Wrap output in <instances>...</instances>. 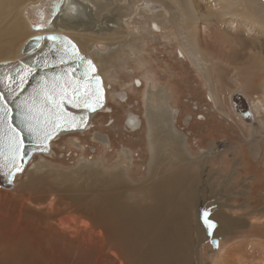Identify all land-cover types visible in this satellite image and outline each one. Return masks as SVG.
<instances>
[{
	"label": "bare ground",
	"instance_id": "1",
	"mask_svg": "<svg viewBox=\"0 0 264 264\" xmlns=\"http://www.w3.org/2000/svg\"><path fill=\"white\" fill-rule=\"evenodd\" d=\"M22 1L0 0V35L5 31V27L10 26L13 27H11L12 32L22 37L26 35L25 29L31 31L21 43L18 54L9 60L22 56V48L29 38L49 33L66 36L76 44L81 54L95 65L105 88L106 102L111 96L114 100L116 98L127 100V94L123 91L116 93L115 98V91H111L109 80L105 79V73L113 68L110 61L122 55L123 57L126 55L129 60L130 57L144 50V35L151 37L153 33L163 31L166 39L174 36L180 39L181 47L190 63L204 79L213 104L219 108L220 99L223 98L219 96L218 83L214 82L213 74H217V68L228 66V58L233 57L238 47L244 45L238 39H228L233 34L225 27H248L249 33L264 35L262 0H205L208 2L205 8H202L197 0H62L59 13L50 22L43 21L42 24L46 26L39 31L33 29V23L26 13L27 9L42 5L43 13L46 15L48 9L45 6L51 0L44 2L29 0L27 2L30 3L27 5H25L27 2L22 3ZM141 26L144 32L139 29ZM215 45L219 53L213 51L212 46ZM248 47L256 54L257 49L254 44ZM2 52L4 53L0 49V54ZM226 54L229 56L226 57ZM261 61L263 63L264 59ZM115 76L116 73L109 77L111 81H114ZM144 79L146 83H150L149 77L144 75ZM251 81L249 79V83ZM246 82H248L247 77L243 75L237 76L234 80L239 90L248 86L249 83ZM259 85L263 90L261 96L246 97L250 102L256 125L262 127V132L260 130L259 132L264 135V127L261 124L264 119V80L260 81ZM154 87L152 83L150 88ZM151 89L143 90L142 94L146 97L144 105L149 151L144 180L146 184L140 182L139 187L136 188H134L135 184L132 185L137 182L132 177L134 162L132 151L128 147H123L118 152L119 160L109 170L103 169L100 172L99 169L103 167L100 163L81 165L79 179H85L86 175L88 180L93 176L96 177L92 181L94 184L92 186L98 198L89 206L83 205L90 215H74L71 212L64 215L57 214L58 226L54 225L55 227L47 233L55 231L64 242L71 240L69 245L81 251L80 254L86 253L90 256L91 253H96V256H93L95 264H191L188 252L193 248V241L188 235L194 229L201 228L199 243L205 240L207 231L218 235L212 239L217 253L210 264H228L225 259L227 249L225 238L246 221L244 222L239 217L240 214L234 212L236 207L226 201L222 202L221 199L203 205L204 190L198 187L202 184L197 186L199 182L197 176L189 171L191 161L198 163L194 160L197 157L185 148L183 135L174 125L177 110L173 111V119H171L173 93L169 92L167 86H160L157 93L152 92ZM221 101L227 103V98ZM224 106L228 110L225 104ZM231 106L233 110L229 109L231 112L234 111L235 115L226 116L231 119L234 117L233 119L249 132V127L245 123H251L240 116L232 104ZM102 110L110 112L105 106ZM126 120V127L133 131L141 125V119L132 113ZM254 138L252 135V142H249V145L254 144L253 149H256L257 142L253 141ZM98 139L102 144H110V140L104 136L100 135ZM253 151L252 155H255L256 151ZM48 155H51V152ZM210 155L211 153H204L203 159L210 158ZM41 167L34 164L28 169L27 184H34L37 181L32 171L37 172L42 169ZM22 175H16L13 181L14 187ZM38 179L40 180V177ZM139 192H142L138 195L140 200L131 201V195ZM49 204L52 205V201ZM39 207L45 209L46 205ZM206 220L214 227L210 228ZM247 222L252 229L259 224L256 218H251ZM250 242L252 253L264 256L263 243L255 239ZM194 254L200 264L199 250L194 248ZM262 260L264 264V259Z\"/></svg>",
	"mask_w": 264,
	"mask_h": 264
},
{
	"label": "rangeland",
	"instance_id": "2",
	"mask_svg": "<svg viewBox=\"0 0 264 264\" xmlns=\"http://www.w3.org/2000/svg\"><path fill=\"white\" fill-rule=\"evenodd\" d=\"M27 1L29 0H23L22 3ZM197 2L202 8L208 5L205 0ZM28 3L30 2L25 5ZM11 27H5V31L0 35V49L4 51L0 54V62L8 61L18 54L21 43L31 32L25 29L26 35L22 37L12 32ZM225 28L233 34L228 39H238L244 45L238 47L233 57L228 58V66L217 68V74H213L214 82L218 83L220 98H227V103L220 99L221 104L218 105L220 110L213 104L204 79L182 49L180 39L174 35V38L167 39L164 38L166 34L163 31L155 32L151 37L144 35L145 44L141 53L130 57L129 60L126 55L125 58L122 55L110 61L113 68L111 71L108 70V73L104 72L105 79L109 80L112 92L115 91L116 94L124 91L128 94V99L114 100L111 96L105 104L110 112L102 110L93 116L85 131L62 135L54 140L51 144V155L42 153L36 155L17 181L16 187L11 190L0 187V264H95L93 256H96V253H91L90 256L86 253L80 254L81 251L69 245L71 240L64 242L55 231L50 234L47 232L51 231L54 225L58 226L57 214L71 212L74 215H90L83 205L89 206L98 198L92 186L94 185L92 181L96 177L88 180V175L85 174V179H79L81 165L100 163L103 166L99 169L100 172L103 169L109 170L119 160L118 152L123 147H128L132 149V156L135 157L132 177L137 183L132 185L135 184L136 188L140 182L146 184L144 180L149 151L144 105L146 97L142 94L143 90L151 89L152 83L155 87L151 91L154 93H157L160 86H167L169 92L173 93L172 107L180 110V116L174 125L183 135L185 148L197 157V160H194L198 163L191 161L189 171L197 176L199 180L197 186L202 184L198 187L204 190L203 205L221 199L222 202L226 201L236 207L233 208L234 212L240 214L239 217L246 221L226 236V261L228 264L263 263L264 256L252 253L249 244L255 239L264 245V166L261 165L262 162L252 159L250 155L252 149L249 142H246L245 128L237 123L234 117L231 119L227 116L235 115L234 111L231 112L233 110L231 104H234L240 116L249 118L244 115L251 108L247 97L254 98L263 94L259 83L264 80V62L261 61L264 59V35L249 33L248 27L243 26ZM139 29L144 32L142 26ZM250 44L255 45L256 54L248 49ZM214 47L212 46L213 51L219 53L216 45ZM228 56L226 54V57ZM114 73L115 79L111 81L109 77ZM144 75L149 77L150 83L144 81ZM241 75L247 77V84L249 79L252 81L248 84L249 87L245 86L239 90L234 80ZM139 81L144 84H139ZM237 94L242 97H237ZM223 102L228 110L225 109ZM128 112H134L143 123L142 128L136 132L125 129V117ZM261 123L264 127V119ZM100 135L110 140V144H102L98 139ZM256 142L255 148L259 149L260 156L264 150V135L257 136ZM204 153H211L210 158L203 159ZM34 164L41 165L42 169L32 171L37 181L29 185L27 172ZM110 171L105 173L109 174ZM141 193H133L131 201H139L138 195ZM51 201L52 205L49 204ZM40 205H46V208L41 209ZM251 218H256L259 222L253 229L247 222ZM199 230L201 228H196L188 235L193 241V248L188 252L189 261L191 264H198L194 254L195 248L199 250L200 264H210L217 253L212 239L218 235L207 231L205 240L199 243L201 237Z\"/></svg>",
	"mask_w": 264,
	"mask_h": 264
},
{
	"label": "water",
	"instance_id": "3",
	"mask_svg": "<svg viewBox=\"0 0 264 264\" xmlns=\"http://www.w3.org/2000/svg\"><path fill=\"white\" fill-rule=\"evenodd\" d=\"M61 3L49 1L46 15L42 5L27 9L33 29L45 27L42 22H50L59 13ZM88 61L71 39L49 33L29 38L21 57L0 62V187L13 189L16 175L23 174L36 155L49 154L50 144L57 137L86 130L91 117L103 109L105 88L95 65ZM95 77H99L98 83ZM93 90L95 96L90 95ZM48 97L62 101L63 119L59 127L44 123V116L56 111ZM85 101L95 110L86 106ZM244 115L251 124H257L251 108ZM16 148L15 163L21 171H15L9 163Z\"/></svg>",
	"mask_w": 264,
	"mask_h": 264
},
{
	"label": "snow or ice",
	"instance_id": "4",
	"mask_svg": "<svg viewBox=\"0 0 264 264\" xmlns=\"http://www.w3.org/2000/svg\"><path fill=\"white\" fill-rule=\"evenodd\" d=\"M61 2H62V0H61ZM88 63L91 64V61H88ZM92 70L95 71L94 66L92 67ZM94 79L96 80L97 83L99 82V77H95ZM90 95L95 96L96 95L95 90L90 92ZM48 99H50L52 101V104L55 106L56 111L55 112H51L49 115L44 116V123H45V125H47L49 123H52L54 127H59L60 126L59 121L61 119H63L62 101L58 102V101L52 99V97H48ZM75 99H81V98L80 97H76ZM69 102L72 103L73 100L70 99ZM85 104L88 107H92V105L88 104L87 101H85ZM74 106H76V105L74 104ZM92 110L94 111L95 108L92 107ZM69 126H71V125H69ZM48 135H50V134H48ZM48 135L45 136V139L48 138ZM12 143L15 144V139L12 140ZM17 153H18V148H16L12 152V154L9 156V163L13 165V167L15 168V171H21L22 169L19 166H17L16 163H15L16 154ZM206 223L208 224V226L210 228L214 227V225L210 221L206 220Z\"/></svg>",
	"mask_w": 264,
	"mask_h": 264
},
{
	"label": "flooded vegetation",
	"instance_id": "5",
	"mask_svg": "<svg viewBox=\"0 0 264 264\" xmlns=\"http://www.w3.org/2000/svg\"><path fill=\"white\" fill-rule=\"evenodd\" d=\"M124 92V91H123ZM114 96H115V93H114ZM115 98H116V96H115ZM127 99H128V94H127ZM116 100H119V99H117L116 98ZM112 111H111V113L113 112V109H111ZM174 110H176L175 108L172 110V112H171V119H173V116H172V114H173V111ZM129 113H131V112H128L127 114H129ZM132 113H134V112H132ZM126 114V117H125V123H127V115ZM135 114V113H134ZM136 115V114H135ZM179 116H180V110L179 109H177V118H176V121H175V123H177V120H178V118H179ZM258 120V119H257ZM173 121V120H172ZM259 121V120H258ZM113 122H114V120H113ZM142 122V121H141ZM260 122V121H259ZM142 124L143 123H141V125H140V127L139 128H137V129H140V128H142ZM262 124V123H261ZM245 125L246 126H248L249 127V132H247V137H246V142L248 143V142H252V135H253V137H255L254 138V142H255V140L257 139V136H259V135H263L261 132V130H262V127H259V126H255V127H253V125H251V124H246L245 123ZM263 125V124H262ZM125 129L127 130V131H129V132H136V130L137 129H135L134 131L133 130H131V129H129V128H127V127H125ZM246 130V129H245ZM259 130L261 131V132H259ZM255 145H256V143H255ZM253 146H254V144L252 145L251 144V152H250V155H251V157H252V159L253 160H255L256 162H259L260 161V163H261V165H263L264 166V150H262V153H261V155L259 156L258 154H260V152H259V149H253ZM131 149V148H130ZM120 150V149H119ZM118 150V151H119ZM132 150V149H131ZM253 150H255L256 152H255V155H252L253 154ZM133 157H134V155H133ZM134 159H135V157H134ZM262 159V160H261ZM137 166V165H136Z\"/></svg>",
	"mask_w": 264,
	"mask_h": 264
}]
</instances>
